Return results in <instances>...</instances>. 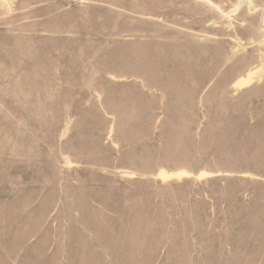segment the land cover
<instances>
[{
    "label": "rangeland",
    "instance_id": "374dc122",
    "mask_svg": "<svg viewBox=\"0 0 264 264\" xmlns=\"http://www.w3.org/2000/svg\"><path fill=\"white\" fill-rule=\"evenodd\" d=\"M0 264H264V0H0Z\"/></svg>",
    "mask_w": 264,
    "mask_h": 264
}]
</instances>
